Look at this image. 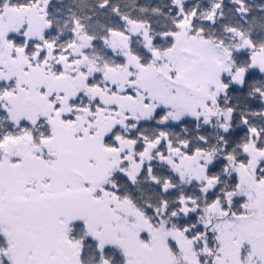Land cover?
I'll list each match as a JSON object with an SVG mask.
<instances>
[{"label": "snow or ice", "instance_id": "1", "mask_svg": "<svg viewBox=\"0 0 264 264\" xmlns=\"http://www.w3.org/2000/svg\"><path fill=\"white\" fill-rule=\"evenodd\" d=\"M0 264H264V0H0Z\"/></svg>", "mask_w": 264, "mask_h": 264}]
</instances>
